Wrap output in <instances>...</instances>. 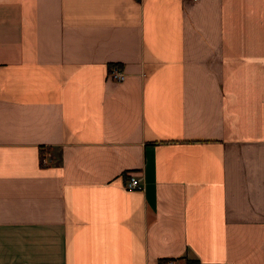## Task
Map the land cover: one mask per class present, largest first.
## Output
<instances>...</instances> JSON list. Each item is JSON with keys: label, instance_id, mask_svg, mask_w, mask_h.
Wrapping results in <instances>:
<instances>
[{"label": "crops", "instance_id": "obj_1", "mask_svg": "<svg viewBox=\"0 0 264 264\" xmlns=\"http://www.w3.org/2000/svg\"><path fill=\"white\" fill-rule=\"evenodd\" d=\"M167 259L264 264V0H0V264Z\"/></svg>", "mask_w": 264, "mask_h": 264}, {"label": "built area", "instance_id": "obj_2", "mask_svg": "<svg viewBox=\"0 0 264 264\" xmlns=\"http://www.w3.org/2000/svg\"><path fill=\"white\" fill-rule=\"evenodd\" d=\"M109 75L116 81H122L125 76V70L118 63L113 64L110 67ZM126 178L125 186L129 189H142L144 187L142 179L135 174H128ZM175 260L167 259L162 261L160 264H175ZM189 264H201L198 261L191 262Z\"/></svg>", "mask_w": 264, "mask_h": 264}]
</instances>
